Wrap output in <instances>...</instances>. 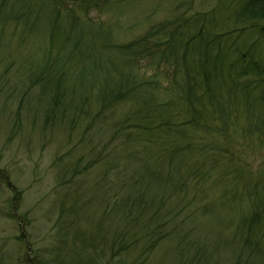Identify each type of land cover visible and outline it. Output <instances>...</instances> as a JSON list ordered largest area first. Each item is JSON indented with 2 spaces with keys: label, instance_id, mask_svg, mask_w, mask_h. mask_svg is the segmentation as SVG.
<instances>
[{
  "label": "trees",
  "instance_id": "1",
  "mask_svg": "<svg viewBox=\"0 0 264 264\" xmlns=\"http://www.w3.org/2000/svg\"><path fill=\"white\" fill-rule=\"evenodd\" d=\"M127 1L0 0V22L18 21L24 32L43 27L49 44L61 38L59 52L29 71L54 101L67 99V91L76 85L68 78L73 65L81 87L87 74L81 64L93 47V82L83 86L93 87V121L123 107L111 131L118 139L109 151L112 160L105 154L102 158L107 165L124 160L120 153L128 145V155L142 162L143 173L134 168L111 208L126 217L127 232L139 235L129 234L125 242L117 235L126 231L113 230L111 251L116 254L137 240L142 256L148 253L169 234L163 231L165 221L177 213L164 203L171 193L215 181L232 204L251 200L233 228L264 256V0H216L208 9L193 11L191 0H174L163 19L124 42L112 41L108 27L98 21L78 16L90 10L116 13ZM83 22L86 30L93 29V44L87 49L80 43L82 36L70 42ZM151 177L166 182L170 195L159 201L145 198ZM101 250L93 251L96 264L105 255Z\"/></svg>",
  "mask_w": 264,
  "mask_h": 264
},
{
  "label": "rangeland",
  "instance_id": "2",
  "mask_svg": "<svg viewBox=\"0 0 264 264\" xmlns=\"http://www.w3.org/2000/svg\"><path fill=\"white\" fill-rule=\"evenodd\" d=\"M215 1L191 0V11L208 9ZM173 4L174 0H128L116 13L90 10L78 16L98 21L108 27L112 41L124 42L163 19ZM39 15L38 24L43 18ZM81 25L73 30L70 42L82 36L80 43L87 49L93 44V29ZM24 30L18 21L0 22V258L4 264H38V257L43 264H96L93 251L101 253L100 249L105 255L99 257V264H264L263 254L233 228L251 200L232 204L215 181L170 195L166 182L148 179L145 198L159 201L170 195L164 203L177 209L174 219L165 221L163 231L169 234L143 256L142 242L137 240L112 252L113 230L126 231L117 235L125 242L129 234L139 235L127 232L126 217L113 214L111 208L129 184L126 177L135 169L144 170L139 158L128 155V145L117 147H123L124 160L107 165L102 158L105 154L112 160L109 151L118 139L111 137V131L123 107L93 121V87H83L84 82H93V47L81 64V72H87L81 87L73 65L68 78L76 85L67 91V99L54 101L52 92L34 82L29 71L35 72L59 52L61 38L49 44L45 28ZM62 55L63 51L58 58Z\"/></svg>",
  "mask_w": 264,
  "mask_h": 264
}]
</instances>
